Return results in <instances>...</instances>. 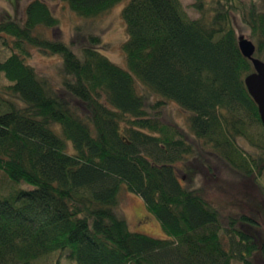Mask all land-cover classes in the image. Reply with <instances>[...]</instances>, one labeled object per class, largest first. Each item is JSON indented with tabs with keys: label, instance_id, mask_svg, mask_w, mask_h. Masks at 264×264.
I'll use <instances>...</instances> for the list:
<instances>
[{
	"label": "trees",
	"instance_id": "16d2710c",
	"mask_svg": "<svg viewBox=\"0 0 264 264\" xmlns=\"http://www.w3.org/2000/svg\"><path fill=\"white\" fill-rule=\"evenodd\" d=\"M48 1L92 19L123 0H32L20 21L0 13V42L11 50L0 62L8 81L0 88V264H34L55 251L75 264H264L261 219L250 208L223 215L182 182L177 164L195 144L164 115L169 102L190 111L202 147L259 183L264 125L236 21L264 62V9L255 0H194L192 18L181 0H129L123 68L98 50L100 36L88 35L78 53L56 36ZM34 50L61 57L60 86L27 62ZM123 189L167 238L130 229L118 212ZM238 202L231 207L250 205Z\"/></svg>",
	"mask_w": 264,
	"mask_h": 264
},
{
	"label": "rangeland",
	"instance_id": "374dc122",
	"mask_svg": "<svg viewBox=\"0 0 264 264\" xmlns=\"http://www.w3.org/2000/svg\"><path fill=\"white\" fill-rule=\"evenodd\" d=\"M32 0H0V13L6 12L13 19L23 20L25 7ZM129 0H123L109 12L96 18L88 19L80 17L72 12L66 3L60 1H48L54 14L60 20L59 28L55 33L61 36L76 53L81 46L87 43L88 35L100 36L101 43L98 50L107 56L117 65L126 68V57L122 49L123 43L128 39L126 24L122 11ZM260 8L264 9V0H255ZM187 13L192 18H197L199 13L191 6L194 0H181ZM241 39L247 38L249 31L240 21H236ZM52 37V33H48ZM11 54L9 47L0 42V62L4 61ZM41 76H45L56 86L61 84V57L59 55H45L37 50L32 52V56L27 61ZM8 84L4 74L0 72V88ZM20 105L25 102L19 100ZM190 111L182 109L177 103L169 102L165 109V120L181 128L189 140L195 144L196 152L187 162L178 163L179 175L182 182L189 186L198 188L210 195L214 202L221 205L223 215L229 211L244 212L249 211L257 219H261L264 226V173L258 184H253L249 179L242 178L218 155L210 150L204 149L201 143L196 140L190 131L188 117ZM140 204L141 213L137 215L133 207V202ZM246 201L250 205H240L238 209H233V203ZM239 203V202H238ZM248 206V207H247ZM252 206V207H251ZM119 214L125 218L129 227L134 232L144 233L157 238H167L159 222L149 213L143 200L136 194L123 189L120 195L118 207ZM152 221L157 227V231L147 229L146 226ZM34 264H75L70 261L60 251H55L47 257L37 260Z\"/></svg>",
	"mask_w": 264,
	"mask_h": 264
},
{
	"label": "water",
	"instance_id": "95a60500",
	"mask_svg": "<svg viewBox=\"0 0 264 264\" xmlns=\"http://www.w3.org/2000/svg\"><path fill=\"white\" fill-rule=\"evenodd\" d=\"M239 48L242 54L252 59L255 64V72L246 77L245 83L249 94L258 106L261 121L264 125V62L253 58L256 48L255 44L249 39H240Z\"/></svg>",
	"mask_w": 264,
	"mask_h": 264
},
{
	"label": "bare ground",
	"instance_id": "6f19581e",
	"mask_svg": "<svg viewBox=\"0 0 264 264\" xmlns=\"http://www.w3.org/2000/svg\"><path fill=\"white\" fill-rule=\"evenodd\" d=\"M133 207H134L136 210L138 209V210L136 211V213H137V215H139V214L141 213V211H140V209H139L140 204H139L137 201H134V202H133ZM146 228H147V229H150V230H152V231H157V227L155 226V224H154L152 221H150V223L147 224Z\"/></svg>",
	"mask_w": 264,
	"mask_h": 264
}]
</instances>
